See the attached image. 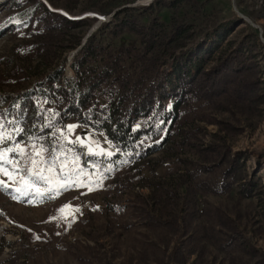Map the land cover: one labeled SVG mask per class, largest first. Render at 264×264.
Returning a JSON list of instances; mask_svg holds the SVG:
<instances>
[{"label": "rangeland", "instance_id": "1", "mask_svg": "<svg viewBox=\"0 0 264 264\" xmlns=\"http://www.w3.org/2000/svg\"><path fill=\"white\" fill-rule=\"evenodd\" d=\"M14 1L22 2L0 0V125L3 126L0 133L12 137L0 148L19 143L25 149V157H15L21 160L15 182H10L8 188L0 187V264H176V260L190 264L197 257L200 264H264V0H210L211 14L206 13L201 21L210 28L198 30L196 43L201 47L208 43L205 46L208 48L212 43L207 38H214L217 33L225 35V41L213 50L214 59L228 42L237 44L249 33V22L259 27L257 37L262 47L259 45L256 49L260 85L254 109L231 107L225 112H213L203 108L196 117L195 127L187 131L198 139V148L221 153L209 155L207 165L218 168L221 163L237 159L242 183L252 182V192L249 196L248 192H231L197 199L174 196L175 179H166L160 192L153 193L144 187L142 177L150 174L148 171L141 174L140 170L145 165L162 164L161 154L140 165L139 161L129 160V155H118L102 132L75 121H66L54 130L49 129L54 117L43 128L31 120L24 122L19 99L36 89V84L44 81L48 72L45 66L38 68L34 62L25 68L19 63L4 68L12 61L10 51L19 37L11 30L18 16L11 8ZM40 1L52 11L80 18L96 16L97 10L124 0ZM156 1L159 0H139L130 6L147 7ZM39 7L37 2H31L24 9L28 15ZM114 14L99 19L86 36L111 20ZM162 18L168 22V15ZM72 53L67 55V63ZM65 71L70 79L73 73L67 65ZM68 125H76L70 134ZM46 128L49 131L44 133ZM61 131L72 141L77 136H87L89 141L96 142L92 147L100 154L90 155L79 143H68L61 137ZM33 145L56 149L52 155L58 160H50L45 165V169L53 168L51 173L44 172L50 177V184L35 182L34 177L27 175L26 159ZM14 155L10 154V158ZM43 155L47 159L49 152ZM64 164L67 166L61 171ZM173 169L172 164H165L158 174L164 175ZM24 179L35 182L41 192L24 188ZM0 180L8 177L0 175ZM67 183L73 186H59ZM17 187L27 194L16 192ZM89 187L93 190L89 191ZM157 193L162 198L158 199ZM198 228L204 229V239L199 238ZM233 230L244 240V252L236 246L222 244L231 241L228 237ZM186 233L194 235L189 242L193 243L195 253L190 257L184 250L189 243L184 241Z\"/></svg>", "mask_w": 264, "mask_h": 264}, {"label": "trees", "instance_id": "2", "mask_svg": "<svg viewBox=\"0 0 264 264\" xmlns=\"http://www.w3.org/2000/svg\"><path fill=\"white\" fill-rule=\"evenodd\" d=\"M21 1L25 3L11 4L18 15L11 30L19 37L10 51L12 61L4 68L15 63L25 68L34 62L48 72L36 89L19 99L25 123L31 120L43 128L54 117L49 127L54 130L66 121H75L102 132L118 155H129V160L140 165L161 154L162 164L145 165L140 170L141 174L149 172L142 180L153 193L160 192L166 179H175L174 196L181 198L231 192H248L249 196L253 185L242 183L237 159L218 168L207 165L209 155L221 153L198 148V139L187 131L195 127L203 108L213 112L231 107L254 109L260 85L256 49L262 47L257 29L249 26V33L239 43L228 42L214 59L213 50L225 41V35L207 38L212 42L208 48V43L204 47L196 43L198 30L210 29L201 22L206 13L211 14L210 0H159L140 8L130 6L139 0H124L97 10L96 16L80 18L52 11L40 0ZM31 2L40 7L27 15L24 8ZM111 14V20L102 23L83 44L91 26ZM79 47L69 67L73 75L68 79L67 55ZM165 164H172L173 171L158 174ZM155 196L162 198L158 193ZM163 197L167 198L166 194ZM197 230L204 239V229ZM183 237L189 242L194 235ZM228 238L231 241L223 245L244 252V240L237 231ZM186 244L184 250L190 257L194 246ZM176 264L185 263L176 260ZM190 264H200L199 258Z\"/></svg>", "mask_w": 264, "mask_h": 264}, {"label": "snow or ice", "instance_id": "3", "mask_svg": "<svg viewBox=\"0 0 264 264\" xmlns=\"http://www.w3.org/2000/svg\"><path fill=\"white\" fill-rule=\"evenodd\" d=\"M2 125H0V129H2ZM76 128V125H68L67 126V133H72ZM17 132L20 130L17 129ZM61 137L65 140H67L68 143H79L82 147H86L88 150V153L90 155H98L100 153L95 152L93 150L92 145L95 144V141H89V138L85 136L84 138H81L80 136L76 137L75 141H72L68 139V136L65 135L63 131L60 133ZM11 134H3L0 133V145L4 144L6 140L11 139ZM45 151L49 152V157L46 159L43 155ZM56 149H46L42 145L40 147H36L33 145V151L29 157L26 159V163L29 165L27 167V175L30 177L35 178V182H45V183H51V179L49 176L44 175V172L47 170V172L51 173L53 171L52 167H48L45 169V165L49 163V161H56L58 160V157H55L52 155L53 152H55ZM103 151V150H101ZM10 154H15L10 158ZM62 154V153H61ZM109 155H111L109 153ZM19 156L21 158L25 157V149L20 146L19 143H16L15 146H9V147H3L0 148V175L8 177V180H0V187L8 188L11 186L10 182H15L16 176L20 171V165L21 160L16 159L15 157ZM67 165L64 164L61 166V171L66 167ZM35 182L30 183L28 180H23L24 188H34L36 192H41V189L39 187H35ZM61 188L63 187H71L73 186L72 183L67 184H60ZM76 186H83V185H76ZM93 189L89 187V191H92ZM16 192H21L22 195H26L27 192H22V189L20 187L15 188ZM69 207V206H65ZM78 211V209H76ZM61 212L64 211V209L60 210Z\"/></svg>", "mask_w": 264, "mask_h": 264}, {"label": "water", "instance_id": "4", "mask_svg": "<svg viewBox=\"0 0 264 264\" xmlns=\"http://www.w3.org/2000/svg\"><path fill=\"white\" fill-rule=\"evenodd\" d=\"M243 20H245V21H247V22H249L248 21V19L246 18V17H241ZM250 23V25L255 29H258L259 27L257 26V25H254L253 23H251V22H249ZM259 36H260V38H262V36H261V32H259ZM88 36H86V38H87ZM85 41V39H83V44L85 43L84 42ZM83 46V45H82ZM81 46V47H82ZM81 47H79L75 52H73L71 55H70V58L68 59V63H67V67L69 68L70 67V64H71V62H72V59L74 58L73 56L81 49Z\"/></svg>", "mask_w": 264, "mask_h": 264}]
</instances>
